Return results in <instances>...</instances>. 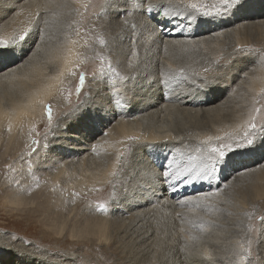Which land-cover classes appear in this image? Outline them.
I'll return each mask as SVG.
<instances>
[{"label":"bare ground","instance_id":"bare-ground-1","mask_svg":"<svg viewBox=\"0 0 264 264\" xmlns=\"http://www.w3.org/2000/svg\"><path fill=\"white\" fill-rule=\"evenodd\" d=\"M1 1L4 3L0 4V42H2L0 43V48H2L0 50V56L5 55L4 51L6 52V50L10 48L13 47L14 49L13 52H11V56L9 55L8 58H0V84L14 82V84L18 86L20 93L17 98L8 99L9 101L5 103L0 101V142L3 140V136L5 139L7 137V142L5 143L4 141L6 145L2 156L5 157L10 152L11 154L8 155V161L24 149L26 146L25 144L18 150L20 136L23 137L24 140L27 138L28 132L29 134L34 132L33 128L38 125L39 121L46 114L47 104H50L54 108L53 113H55L56 105H58L57 101L67 90L70 81L86 66V61H99L112 56V60L117 63V67L114 68H116L119 73L124 74L125 83L130 84L135 82L134 84H140L136 90H132L133 96L131 94V97L128 96L129 92L124 93V86L115 84L114 82V85H109L108 89H106V91L110 92L101 90V99H95V96H97L96 94L94 96L92 95V107L100 110L93 112L94 115H90L89 113V116L84 115L86 117L80 116V118L84 121L93 118H103L104 128L100 129L99 127V131L98 128H96L92 133L79 132L78 138L68 135L63 136L72 139L71 141L75 142L76 146L73 147L70 145L69 148L67 147V155L65 156L66 153H64L62 158L60 156L53 158L48 155L46 159L38 163H36L34 159L29 161L31 163V169H29L28 172H24V169H22L28 162L24 160L26 163L22 164V162L18 161L15 170L21 171L22 177H34V175L43 176L42 181L45 183L42 187L40 186L41 189L36 190L38 187L35 186V189H28V197H26V193L24 195H20L21 193H19L23 187L27 188L23 180L20 183L23 184L22 188H15L16 190L7 197V202L11 206L18 207V209L21 206L22 209L19 210L22 212L23 209L29 206L27 211L28 214H25L27 217L31 215V212L34 214L36 213V218L39 217V220L37 218V221H33V223L30 222V220L28 221L29 223H26L37 225L36 223L39 222V234H42L45 241H52V243L57 245L69 241L70 244H68V246L70 249L75 246L79 248L90 247L91 251H96L100 254L93 255L91 259L96 263L103 262L101 258L97 257H101V252L104 255L108 253L107 250H105L106 248H103L104 246L100 247V244L106 245L109 240H111V237L114 236L117 238L115 235L127 237L126 234L129 230L133 228L134 230L139 229V226H141L138 225L139 223L144 221L147 222L151 218H153L151 220V222H153V220H157L159 216L163 217L175 228L174 235L177 234V239H188L190 225L204 223L198 218V215L202 213H200L199 209L196 210L197 205L201 204L200 206L204 207L208 204H212L213 206L216 202L223 200L222 192L216 195L211 194L205 196L206 193L214 190L216 185L214 181L213 184L209 183V188L204 187L196 194L176 197V194L171 193L173 195L170 196L167 190L168 185L164 181L162 169H160L162 166L160 160L164 154L161 150L162 148L165 150L171 148L175 150L176 148L178 150L180 148L177 146L183 144V148L187 151L201 152L203 148H207V150H209L208 152L211 153L210 150L218 144V141L224 138L225 134L236 133L240 130L243 131L244 128L247 127V120L243 117L235 118L233 116L232 121L227 123V121H223L224 119H218L219 113H217L216 109L214 110V108L211 107V103L218 100V97H223V95L227 93L226 91L220 92V96L205 99H200L194 93H186L185 89L182 90L183 93L181 94H178L176 91L177 94L170 92V94L167 95L165 92L166 89H163L164 84L161 85V80L168 81L163 77L166 76L167 78L169 73L172 74L170 69L175 70L176 68L170 63L168 57H165V54L170 52L172 47L180 48V46H183V48L202 49L207 51V49L218 46L219 41L225 42V40L228 41L226 44L227 54H230V56L236 55V53L238 54V49L241 45L245 47V45H243L245 44V40L242 41L244 38L242 40V37L239 38V29L233 28L231 31L227 30L223 34L219 33V35L205 36L209 32L217 30L222 31L224 27L228 25L229 21L235 19V16H232L235 13H231L226 19L220 18L221 16L218 17L220 14L215 12V8H221L222 4L220 0H136L137 6L135 5V10L132 8V2L127 3L128 0H107L108 7L106 14L107 20L108 18L110 19L108 22H93L88 26V30H91L89 35L82 33L81 28L75 29L73 26L68 28L65 33H62V30H60L62 35L56 38L55 45L51 48L48 55L42 59V56L41 58L39 57L40 51L38 49L44 38V26L42 22L47 18L44 15L45 12L47 13L46 0H0V2ZM94 1L95 0H69L68 2H70L71 6L79 11V13L82 11L88 13L92 11V4ZM166 3H170L173 7L177 6L181 8L182 14H178V16L171 15V8H169L170 6ZM161 4L168 6H163L164 8L161 9L159 7ZM191 4H196L198 8H191ZM135 6L133 7L135 8ZM141 7L142 10H139ZM149 7L154 12L158 11L157 16H153L154 19H150L147 17L148 14L146 15V12L149 13ZM165 9H169L168 14H165ZM189 9L193 11L196 10L199 12V15H201L200 18L195 17L196 22L191 18L190 13H187ZM205 12H208L209 15H205ZM65 13L69 12L65 11ZM260 14H264V10L260 12L257 11L255 14L251 13L246 15L248 17H253ZM65 16L66 15H64V17ZM68 16L67 18H69ZM85 18V14L81 16L82 20ZM116 18L120 19L118 20ZM262 22L263 21H260V23L256 25L264 24ZM102 24L105 25L102 26ZM194 26L196 31H192ZM65 27H63V29ZM77 27L78 25L76 28ZM239 28L241 29L242 27ZM251 29L250 27L246 29L245 26L247 32H251ZM26 30L29 34L26 41L21 43L19 37L24 35ZM242 30L243 28L241 31ZM186 36H188V38H186ZM247 36L249 37V34ZM135 38L136 40L134 41ZM38 39L41 40V42L39 41L36 45ZM13 41L16 42L15 44L17 47L16 45L15 47L13 46ZM101 41H103V43H101ZM245 42H247V40ZM5 44L7 47L4 46ZM212 50H209V52H212ZM27 55L29 56L26 59ZM209 58L211 59L212 57ZM82 59L84 63H82ZM208 62H206L207 65L205 64L206 66L202 69V74L195 73L191 75V72L184 68L186 69V71H184L188 73L189 76H193L187 78L191 80L194 78V81L198 79L200 81L209 79L214 81L216 78L220 77L221 74L215 71L217 64L216 59H211L209 64ZM232 62H230V64ZM112 65L110 63V66ZM208 66L210 67L209 71H205V68ZM95 67H97V65L95 66L94 64V69ZM206 72H209V74L207 75ZM261 73L262 72L257 71L248 73L247 76L244 75L245 73L239 76L243 78L245 76L246 80L242 84H245L247 88L253 89L255 94H257L260 90L263 91L264 89V74ZM157 75L161 77L158 76L161 82L158 80ZM116 76L118 75L116 74ZM131 76L133 77L131 78ZM214 77L215 79H213ZM235 77L237 76L233 75L231 78L229 77L227 82L234 80ZM187 80L185 82H187ZM115 85L118 86V89ZM200 85L202 86V83ZM201 86L197 87L202 89ZM113 87L115 88L114 90ZM139 97H141L140 100H138ZM119 103L124 104L125 107L124 105L120 107L121 105ZM224 105L226 104H222V106ZM216 107L218 108V105H216ZM82 110L83 108L78 109L79 112H82ZM214 111L216 112L213 113ZM125 113H127V115H125ZM203 114H208L207 118L211 120V123H209L210 129L208 131L199 133L194 132L195 134L193 135L184 136L179 132L180 130L176 132L172 126L173 116L186 120L195 119L196 116ZM198 128L199 127H197V132ZM97 134L100 135L97 136ZM31 137L27 139L28 141L25 140V143H28ZM199 146L200 149L198 148ZM208 146H211V148ZM148 148L156 150H152L154 153L156 152L154 159L150 158L149 152L147 151ZM136 153L139 158L135 156ZM175 154L177 155V153ZM68 158H70V160ZM67 159L69 161H66ZM178 159L179 158L175 160ZM169 166L171 167V165ZM240 167L243 166H238L237 168ZM40 171L43 172L41 175L38 174ZM45 171L47 172L44 173ZM228 173L226 172L222 175L224 177L229 176L230 173ZM258 177L259 180L264 179V170L259 171ZM179 178L180 176L175 177V179ZM190 178V180L194 179L199 183L201 182V184L204 182V180L199 178ZM175 179L173 181H175ZM187 185L188 182H183L180 188H175V190L172 188L171 192L176 191L181 195L183 193L182 189L186 188ZM102 187H106L107 190L116 189V194H114L115 196L113 195V197L116 198L124 194L120 203L115 207L114 217L109 216L110 218H106V215V217L104 215L103 217L92 215L79 223L82 219L77 220L75 214L71 215L73 209L70 208L68 212H66V215L63 213L67 209L64 207L67 201L66 197H70L69 199L73 200H75V197L83 199L82 197L89 196L95 189ZM42 189L45 190V194L40 191ZM195 189V186H189L187 193H192ZM255 191L256 201H264V188L258 186ZM38 192H42V194L45 195V199H43L42 203L35 202V196ZM61 192L63 194H61ZM64 195L66 197H64ZM179 201L188 202L181 204ZM112 203H114V201ZM125 214L129 216L126 222H124V219H119ZM202 215L204 216V214ZM109 220H115L117 222H108ZM233 224L236 225L237 223ZM149 226L142 228L141 234L134 237V241L131 243L133 249H140L141 246L150 241V238L157 235L155 230H152ZM94 243L99 246V249H95L93 246ZM10 244L11 243H7L3 245L2 242L1 247L8 248V251L19 250L18 252H28L31 256H34L33 254L36 253L32 249L24 248V250L22 249L23 247L20 248L13 244V246H11ZM81 244H83V246ZM178 246H180V242ZM176 247L177 246H174L176 252L174 264H183L185 258L180 253L181 248ZM238 251L242 253L241 247L238 248ZM6 252L7 251L4 250L5 255L3 256H13L8 255ZM24 255L26 256L27 254ZM104 255L102 256L104 257ZM37 256L38 255H36V257ZM142 256H144L143 253L135 264H140L144 260ZM67 259L72 261L75 258L67 256ZM38 264L44 263L41 262ZM235 264H245V259L241 254L236 258Z\"/></svg>","mask_w":264,"mask_h":264},{"label":"rangeland","instance_id":"rangeland-1","mask_svg":"<svg viewBox=\"0 0 264 264\" xmlns=\"http://www.w3.org/2000/svg\"><path fill=\"white\" fill-rule=\"evenodd\" d=\"M68 1L69 0H61V1L46 0L47 13L45 12L44 15L47 17L46 18L47 21L44 19V21L42 22L44 26V27L42 26L44 31L43 32L44 38L42 37L43 38L42 43L39 45V49H38L40 51L39 57L41 58L42 56V59L48 55L51 48L55 45V42L57 40L56 38L60 37V35H62L63 32L65 33V31L68 28H71V26H73V28L75 27V29L81 28L82 30L81 29L80 30L82 33L89 35L91 30L90 31L88 30L89 28L88 26H90L93 22L106 23L110 20L109 18L107 20V14H106L108 7L107 0H95L92 4V11L88 13H85V11L79 13V11H77L73 6H71L70 2ZM135 1L136 0L127 1V3L132 2L131 4L134 10L136 9L137 6V3ZM1 3L4 2L1 1L0 4ZM166 4H168L170 6L169 8H171L170 10L171 15L178 16V14L179 15L182 14L181 8H178L177 6L173 7V5H170V3H166ZM168 5L164 6L161 4V6L159 7L163 9ZM133 6H135V8ZM61 8L63 13L61 12ZM139 10H142V7L139 8ZM189 10L187 13L188 14L190 13L191 18H193L196 22L195 17L200 18L201 15H199V12L196 10L195 11H193L192 9ZM261 10H264V0H240V4L238 6L232 7L231 10H227V8L224 5H222L221 14L218 15V17L221 16L220 18L226 19L230 16L231 13H235L234 15H232L235 16V19L229 21L228 25H226V27H224L222 31L217 30L214 32H209L208 34L205 35V36H214V35H219V33L223 34L227 30L231 31L233 28L239 29V33L241 35V36L239 35V38L242 37L241 40L244 38L242 41L247 40V42L244 41L245 44L243 45H245V47L241 45V47L238 49L239 50L238 54L236 53V55H231V56L230 54H227L228 53L226 49V44L228 42L227 40H225V42L219 41L218 46L212 48L214 50L210 48L207 49V51L202 49L183 48V46H180V48L172 47L170 52H167V54H165V57H168L170 63H172V65H174L176 69L175 70L170 69L172 74L171 73L168 74L169 78L168 76L167 78L166 76L163 77L168 81L161 80L162 81L161 82L159 80L160 76L157 75L158 80L162 83L161 85L164 84L163 89L164 90L166 89L165 92L167 95H169L170 92L176 93V91L178 94H181L183 93L182 90L185 89L186 93H194L200 99H205L209 97L220 96V92L226 91L227 93L223 95V97H218V100H215L213 103H211V107H213L214 110L216 109L217 113H219L218 119H222V120L224 119L223 121H227V123L232 121L233 116L235 118L243 117L246 118L247 120V127L244 128L243 130L245 133L242 130L236 133H227L225 134L224 138L221 141H218V144L214 146L215 148L219 150H223L228 154L225 163L221 165V167H216L215 171H212L213 161H210L208 157L218 156V153H212V152L210 153L208 152L209 150H207V148H203L201 152L187 151L183 148V144H180L177 146L178 148H180L178 150L176 148L175 150H173V148L166 150L162 148L161 150L164 153L162 159L160 160L162 164L160 168L162 169V173L164 170H169L171 173L172 181L175 179L176 176H180L179 179H175V181H173L175 182V188H180L181 183H183L185 180H187L189 186H195L196 188L194 192L187 193V189L189 188V186L187 185L186 188L182 189L183 193L179 195L176 191L171 192L172 189L171 184L166 183L168 185L167 190L170 196L173 194H176V197L190 196L196 194L204 187L209 188L208 187L209 183L213 184L214 181H215L214 183H216L214 190H211L208 193H212L216 195L217 193L222 192L223 200L216 202L215 204H213V206L212 204L211 205L208 204L204 207L203 206L201 207L200 206L201 204L197 205L196 210L199 209L200 213L204 214V216L202 214H199L198 218L202 220L204 223L203 224L195 223L190 225V230H189L190 233L188 239L186 240L177 239L176 238L177 234L174 235L175 228H173L168 223V221L163 217L159 216L157 220H153V222H151V220L153 219L151 218L147 222L144 221L142 223H139L138 225H141L139 226V229L134 230L133 228L129 230V232L126 234L127 237H122V235L119 236L115 235L117 238H115L114 236L111 237V240H109V242L106 245L100 244V247L104 246L103 248H106L105 250H107L108 253H106L105 256L101 252V254L104 255V257L102 255L101 257L100 256L97 257L101 258L103 262L96 263L91 259L93 258V255H100V254H98V252L96 251H91L90 247L79 248L78 246H75L74 248L70 249V247L68 246V244H70L69 241H66V243L60 245L52 243V241L50 242L45 241L42 234L41 233L39 234L40 223L37 222L36 223L37 225L28 224L29 220L32 223L33 221H37V218L39 220V217L36 218L37 216L36 213L34 214L31 212L30 213L31 215L30 216L28 215L27 217L25 214H28L27 211L29 206L23 209L22 212L19 210L22 209L21 206L18 209V207L13 205L11 206L7 202V197L11 193H13L14 190L22 188L23 184L20 183L23 180L25 181V182L23 181V183L26 184L25 187L27 188L23 187V189H21L19 193H21L20 195L22 194L24 195L26 193L25 194L26 197H28V189H32V188L35 189L34 186L38 187L36 188V190L41 189V187L45 183L42 181L43 176L34 175V177L31 176L22 177L21 171H18L17 169L15 170V166L18 161L22 162V164L26 163L25 161L28 162L27 165L22 168L24 169L23 170L24 172H28V170L31 169L30 166L31 163L29 161L34 159L36 163H38L39 161L41 162L44 159H46L48 155L52 156L53 158L57 156H60L62 158L64 156V153L68 152L67 147L69 148L70 145L73 147L76 146V143L71 141L72 139H68L63 136L68 135L74 138H78L79 132L92 133L94 132L93 130H95L96 128H98V131L101 128H104L103 118L102 119L93 118L88 121H84L83 119L80 118V116L82 117L84 115L89 116V113L90 115H94L93 112L100 110L98 108H93L91 105L93 100L92 97L95 94L97 95L95 96V99L97 98L101 99L102 97L101 90L105 92L106 89H108L109 85H114L115 83L124 86V93L129 92L128 93L129 97H131V94L133 96L132 90H136L140 84L138 85L134 84L135 82H132L130 84L125 83L126 80L124 79L123 76L124 74L119 73L117 69L114 68L117 67L116 65L117 63L116 61L112 60L113 57L110 56L107 59L104 58L105 60L102 59L99 61H93V60L86 61L85 63L86 66L83 68L84 70L82 69L80 72L76 74V76L70 81L69 83L70 85L68 84L67 90L63 93V96L57 101L58 105H56L55 113H53L54 108L50 104H47V106H50L51 108V121H49L48 115L45 114L43 118L39 121L38 125H36V127L33 128L34 132H32L31 134H29L28 132L29 135L27 134L26 136L27 138H25L24 140L23 137L20 136L19 138L20 145L18 146L19 147L18 150L24 144L26 146L24 147L23 150H21V152L18 153V155H15V157L9 161H8L9 159L8 155L11 154L10 152L5 157L2 156L4 147L6 145L5 143L7 142V137L5 139V137L3 136L2 138L3 140L0 142V264H13V263L38 264L41 262L44 264H53V263L55 264H135L142 253L144 254V256H142L144 260L140 264H174L175 262L174 258L176 254L174 246H177L176 248H181L180 253L185 258V262L183 264H211V263L235 264L236 258L239 257V254H241L242 257L245 259V264H264V257H263L264 256V219H261L262 217H264V201L263 200L256 201L257 198L255 197L256 196L255 189H257L258 186L264 188V179L259 180L258 177L259 171L264 170V89L263 91L260 90L257 94H255L253 89L247 88L245 84H242L246 80L245 76H247L248 73L260 71L264 74L263 72L264 71V24L256 25L257 23H260V21H263L262 23H264V14L255 15L253 17L247 16L248 14L251 13L255 14L257 11L260 12ZM65 11L66 12L68 11L69 13H65ZM148 11L149 13L146 12V15L148 14L147 15L148 18L154 19L155 15L157 16L158 11L154 12L151 8L148 9ZM168 11L169 9L168 10L165 9L164 11L165 14H168ZM62 14L66 15L65 16L66 18L68 15L70 16H68L69 18L66 19ZM84 14L86 18L82 20L81 16H83ZM116 19L119 20L120 18H116ZM60 21L62 23L64 22L63 23L64 25ZM77 25L78 27L76 28ZM104 25L105 24H102V26ZM245 26L246 29H249V27L251 29L252 27L251 32L248 31L249 32L248 33L245 30ZM63 27L65 28L63 29ZM239 27H242L244 32L243 30L241 31L242 28L240 29ZM60 30H62V33L60 32ZM193 30H195V26L193 27L192 31ZM248 34L249 37L247 36ZM186 38H188V36H186ZM135 40L136 38L134 39V41ZM39 41L41 42V40L38 39L36 45L38 44ZM15 45L16 44H14L13 46L15 47ZM1 49L2 48H0V50ZM13 49L14 48L12 47L6 50V52L3 50L5 55L0 56V58L2 57L3 59V58H8L9 55L11 56V52H13ZM209 50H212L214 55L211 51L209 52ZM28 56L29 55L26 56V59L28 58ZM209 57H212L211 59L213 58L216 59L217 64L215 63L216 64L215 71H218L221 74V76L216 78L214 81L212 80V83L209 84L208 86H205L203 83L204 81L202 80L200 81L198 79L194 81V78H192L193 80L188 79L187 77H193V76H189L188 73L185 72L186 69L187 71L191 72V75H194L195 73H201L202 69L207 65L206 62L208 61L211 62V59ZM210 62H208V64ZM230 62L232 63L230 64ZM82 63H84L83 59H82ZM110 63L111 65L113 64L112 65L113 67L110 66ZM94 64L95 66L97 65L95 69H94ZM199 66L201 67V69ZM209 69L210 67L208 66L207 68H205V71L207 70L209 71ZM115 72L119 77L116 76ZM242 72H244L245 74ZM81 73H83L85 77V82L84 85L80 88L79 93H77V87L79 86V77ZM91 73L92 74L95 73V74L92 75ZM206 73L207 75L209 74V72ZM243 74L245 75L244 78L239 76ZM233 75L237 77H235L234 80L227 82L229 77L231 78ZM132 77L133 76H131V78ZM170 77L173 79H171ZM183 79H184V83H183ZM186 80L187 82H185ZM201 83L202 86L200 85ZM197 86H201L202 89ZM116 87L118 89V86ZM114 89L115 88L113 87V90ZM106 92H110V91H106ZM19 94H20L19 88L17 85L14 84V82L13 83L5 82L0 84L1 102L3 101V103H5L12 98H17ZM140 99L141 97L138 98V100ZM119 104L121 105V106L119 105L120 107H123L124 105L122 103ZM222 104H226V105L222 106ZM216 105H218V108L216 107ZM81 108H83L82 110L83 113L78 111V109ZM257 109H259V111H257ZM216 111H214L213 113H215ZM208 114L198 115L195 117V119H186V120L176 118L173 116L172 126L176 132L177 130H180L179 132L184 136L193 135L195 133H199L202 131H208L210 129L209 123H211V120L207 118ZM125 115H127V113H125ZM253 117L255 118L254 120ZM252 123H255L256 125L255 128H252L250 126ZM196 126L199 127L198 132ZM99 135L100 134H97V136ZM30 137H31L30 141L28 143L27 142L25 143V140L28 141L27 139H29ZM248 139H252L254 143L252 145H248L242 148L236 147L237 144L247 145ZM229 145L231 146L230 148L227 147ZM208 147L211 148V146ZM198 148L200 149V146ZM152 150L156 151L155 149L152 148L147 149L150 158L154 159L156 152L154 153ZM179 150H181L182 152ZM175 153H177V155ZM66 155L67 153L65 154V156ZM135 156L139 158L137 153ZM177 158L179 159L175 160ZM68 159L70 160V158ZM68 159L66 161H69ZM166 162L167 163L169 162L170 164L168 163L167 165ZM217 163H220V161L218 160ZM169 165H171V167ZM238 166H243V167L237 168ZM46 172L47 171H45L44 173ZM226 172L227 173L229 172L230 174L228 173L229 176L224 177L222 174ZM41 173L43 172L40 171L38 174L41 175ZM209 176L211 177V179L209 178ZM190 177L202 179L204 180L203 182L204 184L203 183L201 184V182L199 183L194 179L190 180L191 179ZM115 190H111V189L107 190L106 187H102L99 189H95V191H93L91 195L82 197L83 199H81L80 197H75V200L69 199L70 197L68 198L64 195V197H66L67 200L66 203L64 202L65 203L64 207L67 209L63 213H65L66 215V212H68L70 208L73 209L71 215L75 214L77 220L82 219L79 221V223L83 222L84 220H86V218H89V216L92 215L94 216L97 215L101 217H103V215L104 216L106 215L107 216V217L105 216L106 218H110L111 216L114 217V213L116 210L115 207L120 203V200L124 197V194H122L120 197L117 198L113 197V195L116 194ZM40 191H42L43 193L45 192L44 189ZM42 192L37 193V195L35 196V202H39V203L43 202V199H45L44 197L45 195H43ZM61 194L63 193L61 192ZM113 201L114 203H112ZM101 206H103V209L101 208ZM128 217L129 216L125 214L119 219H124V222H126ZM112 221L117 222L115 220H111V221L109 220L108 222H112ZM233 223H237V224L234 225ZM146 226H149V228L155 230L157 235L150 238V241H148L147 244L141 246L140 249H133L131 243L134 241L133 240L134 237L141 234L142 228H145ZM3 238L6 241H4ZM2 242L3 245L7 243H11L10 244L11 246L15 245V246H19L20 248L23 247L22 249L24 248L32 249L33 251L36 252L33 254L35 257L31 256V254H28V252H23V251L18 252L19 250L8 251V248L1 247ZM179 242H180V246H178ZM81 245L83 246V244ZM93 246L95 247V249L99 247L95 243ZM239 247H241L242 253H239L238 251ZM4 250L7 251L6 253L8 255H13V256L12 257L3 256L5 255ZM24 254L27 255L25 256ZM36 255L38 256L36 257ZM67 256L75 259L72 261L68 260Z\"/></svg>","mask_w":264,"mask_h":264},{"label":"snow or ice","instance_id":"snow-or-ice-1","mask_svg":"<svg viewBox=\"0 0 264 264\" xmlns=\"http://www.w3.org/2000/svg\"><path fill=\"white\" fill-rule=\"evenodd\" d=\"M220 2H221L222 5H224L227 8V10H231L232 7L238 6L240 4V0H220ZM190 7L193 8V9L198 8V6L196 4H191ZM215 12L218 13V14H221V8L220 7H216L215 8ZM204 14L205 15H209L208 12H205ZM28 34L29 33L26 30L25 31V34L24 35H21L19 37V41L21 43L25 42L26 39H27ZM0 43H2V42H0ZM15 43L16 42L13 41V44H15ZM101 43H103V41H101ZM4 46L7 47L6 44ZM213 79H215V77ZM84 82H85V77H84L83 73H81L80 74V77H79V86L77 87V93H79L80 88L84 85ZM203 83H204L205 86H208L209 84L212 83V80H205ZM257 111H259V109H257ZM46 114L48 115L49 121H51V108H50V106H46ZM254 119L255 118L253 117V120ZM250 126L252 128H255L256 127L255 123H252ZM253 143H254V141L252 139H248L247 140V145L237 144L236 147L237 148H242V147H246L248 145H252ZM227 147L230 148L231 146L229 145ZM211 152L212 153H218V156H209L208 157V159L210 161H213L212 171H215L216 167H221V165H223L225 163L226 157H227L228 154L225 151L219 150V149H217L215 147L211 149ZM218 160L220 161V163H217ZM162 175H163L164 181L166 183H170L171 186H172V188H173V190H175V182H173L171 180V173H170V171L169 170H164L163 173H162ZM209 178H211V177L209 176ZM184 182L187 183V180H185ZM211 194L212 193H206L205 196L211 195ZM187 202L188 201H179V203H181V204L187 203ZM101 208L103 209V206H101ZM261 219H264V217H262Z\"/></svg>","mask_w":264,"mask_h":264}]
</instances>
